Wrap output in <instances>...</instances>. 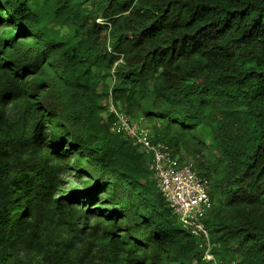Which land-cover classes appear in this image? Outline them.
<instances>
[{"label":"trees","instance_id":"1","mask_svg":"<svg viewBox=\"0 0 264 264\" xmlns=\"http://www.w3.org/2000/svg\"><path fill=\"white\" fill-rule=\"evenodd\" d=\"M109 102L208 181L215 264H264V0H0V264H203Z\"/></svg>","mask_w":264,"mask_h":264},{"label":"clouds","instance_id":"2","mask_svg":"<svg viewBox=\"0 0 264 264\" xmlns=\"http://www.w3.org/2000/svg\"><path fill=\"white\" fill-rule=\"evenodd\" d=\"M95 23H97L100 26H104L107 25V22H104L102 19L97 18L95 20ZM107 111L108 114H110L112 116V121L110 123L109 126V131L111 134L113 135H117V136H121L124 137L126 139H128L132 145L141 153L149 156V162H148V170L151 173V177L152 180L154 181V184L157 188V190L159 191L161 197L163 198V200L166 203L167 208L169 209V211L171 212V215L174 217L175 219V224H177L179 226V229L182 230L183 232H185L187 235H189L190 237L194 238L197 243H198V247L201 251V262L203 264H215V260L214 257L211 253L212 250V244L210 243V238H209V233L207 231V228L204 224V219L206 217V214L208 213V211L211 209V200L209 198V184L208 181L205 178H201L200 176L197 175V173L195 172L194 169V164L193 161L190 158L185 157L183 160L178 159L177 157H173L171 154V151L169 149V147L165 144H161V143H153L151 141V132L150 129L148 128V126L140 119L138 121H134L132 120L126 113L119 111L118 109H116L110 102L108 104L107 107ZM118 115H123L127 118L128 123L134 127V131H135V135L131 136L128 132L125 131H117L116 127L118 125ZM145 133L146 135V140L148 141L149 145L152 147H159V148H163L165 147L170 155V158L172 160L175 159L176 163H177V167H181L186 163H190L191 165V172L193 174V176L198 180V182H200L201 184L204 185L205 187V195L207 197V203H208V207L204 208L203 212L201 213V215H195L190 219H188L186 222L182 219V215L180 214L179 211H177L171 201H169L167 199V197L165 196L164 192L162 191L160 185L158 184V179L155 176V172L153 170V168H151V164H152V159H153V154L151 151H147L144 149V147L142 146V144L140 142L137 141V138L142 134ZM66 150L69 152V150L66 148ZM77 155L80 157L79 154L76 153H71L69 152V154L66 153V156H68V158L70 159V161L72 162L75 157L77 158ZM72 158V159H71ZM81 161L83 162L84 160H82V158H80ZM72 172V171H71ZM72 176H75L77 183L79 186H76L78 188V190H81L82 185L78 180V177H76L75 172L71 173ZM88 177H84L83 181H87ZM69 183V182H68ZM72 184V183H70ZM73 186H75L74 184H72Z\"/></svg>","mask_w":264,"mask_h":264},{"label":"built area","instance_id":"3","mask_svg":"<svg viewBox=\"0 0 264 264\" xmlns=\"http://www.w3.org/2000/svg\"><path fill=\"white\" fill-rule=\"evenodd\" d=\"M117 131L128 132L135 135L134 127L128 123L123 115H118ZM137 141L145 150L153 154L151 168L155 172L162 191L173 207L180 212L182 219L186 222L195 215H201L204 208L208 207L205 187L193 176L190 163L177 167V163L170 158L168 150L163 147H152L142 133Z\"/></svg>","mask_w":264,"mask_h":264},{"label":"rangeland","instance_id":"4","mask_svg":"<svg viewBox=\"0 0 264 264\" xmlns=\"http://www.w3.org/2000/svg\"><path fill=\"white\" fill-rule=\"evenodd\" d=\"M71 159H72V158H71ZM71 173H72V172L69 171V173H68V175H67V177H66L67 182L72 183V184H74L75 186H78V188H79L80 185H78L75 176H72ZM67 182H66V183H67ZM175 227L179 229V226H178L177 224L175 225Z\"/></svg>","mask_w":264,"mask_h":264}]
</instances>
